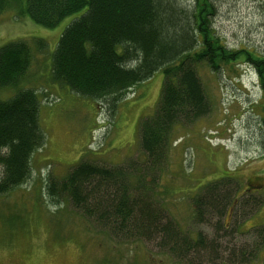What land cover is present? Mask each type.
Segmentation results:
<instances>
[{
    "label": "rangeland",
    "instance_id": "374dc122",
    "mask_svg": "<svg viewBox=\"0 0 264 264\" xmlns=\"http://www.w3.org/2000/svg\"><path fill=\"white\" fill-rule=\"evenodd\" d=\"M180 1L191 5L193 0ZM214 3L213 28L222 43L264 56V0ZM24 9L25 0H16L0 15V48L25 41L33 57L18 86L0 89V101L20 89L35 91L45 143L32 156L29 179L0 196V264H199L195 255L190 262L171 256L156 239L110 235L65 196H49L48 185L60 184L80 161L129 173V197L139 201L146 196L180 232L193 240L201 234L215 243L212 255L220 258L215 264H241L240 251L249 249H254L250 261L243 264H264V248L252 257L257 251L253 229L264 225V95L254 67L246 62L224 65L219 72L197 67L209 111L192 123L176 125L166 163L148 171L138 130L157 107L162 71L131 88L111 112L106 100L94 102L51 80L58 40L85 9L52 29L32 22ZM37 41L44 43L45 52H37ZM222 177H229L239 191L237 204L217 231V218L196 222L193 200L203 185ZM248 185L251 192L245 191ZM255 199L259 207L250 204Z\"/></svg>",
    "mask_w": 264,
    "mask_h": 264
},
{
    "label": "trees",
    "instance_id": "16d2710c",
    "mask_svg": "<svg viewBox=\"0 0 264 264\" xmlns=\"http://www.w3.org/2000/svg\"><path fill=\"white\" fill-rule=\"evenodd\" d=\"M14 1L0 0V15ZM84 9L58 40L51 56V80L94 102L106 100L113 112L131 88L162 71L157 107L152 116L141 120L138 130L145 170L158 171L166 163L170 134L176 125L192 123L208 113L197 67L205 65L211 72H219L224 65L249 63L264 95V56L245 48L229 49L222 43L213 28L214 0H193L191 5L180 0H25L23 14L52 29ZM37 44V52H45L44 43ZM32 58L25 41L2 46L0 89L18 86ZM39 104L31 89H20L9 100L0 101V196L29 179L32 156L44 146ZM128 174L80 161L60 184L48 185V195L65 196L75 209L95 217L110 235L156 239L159 248L188 262L192 256H198L199 264H215L220 259L212 255L215 243H207L201 234L193 240L180 232L146 196L139 201L130 198L125 183ZM229 179L222 177L203 185L202 194L192 199L197 223L217 218L216 230L220 231L221 220L237 204L239 190ZM247 187V192L254 189ZM250 204L259 207L261 202L255 199ZM253 230L257 251L252 257L264 248V225ZM235 250H228L233 258ZM253 250H247V255L241 250L239 262L243 264Z\"/></svg>",
    "mask_w": 264,
    "mask_h": 264
},
{
    "label": "bare ground",
    "instance_id": "6f19581e",
    "mask_svg": "<svg viewBox=\"0 0 264 264\" xmlns=\"http://www.w3.org/2000/svg\"><path fill=\"white\" fill-rule=\"evenodd\" d=\"M47 92V91H46Z\"/></svg>",
    "mask_w": 264,
    "mask_h": 264
}]
</instances>
